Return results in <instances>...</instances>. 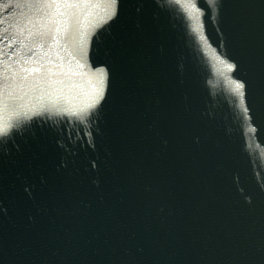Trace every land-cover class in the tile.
<instances>
[{"label":"water","instance_id":"1","mask_svg":"<svg viewBox=\"0 0 264 264\" xmlns=\"http://www.w3.org/2000/svg\"><path fill=\"white\" fill-rule=\"evenodd\" d=\"M22 3L0 67L47 72L0 135V264H264V0H93L75 59L4 39Z\"/></svg>","mask_w":264,"mask_h":264},{"label":"snow or ice","instance_id":"2","mask_svg":"<svg viewBox=\"0 0 264 264\" xmlns=\"http://www.w3.org/2000/svg\"><path fill=\"white\" fill-rule=\"evenodd\" d=\"M117 0H107L104 7L107 9L101 19H107L115 14ZM8 5H5L7 7ZM24 8V13L18 18L16 35L11 39L5 37L8 43H21L22 40L36 39L41 43L63 42L68 51V58L75 59L71 55L77 49L73 44L80 45L79 54H83V45L86 40V33L80 31L79 17L84 8L98 6L93 0H24L20 5ZM190 7L195 8L192 4ZM199 11V9H196ZM55 36V39L51 37ZM35 46V45H34ZM23 48H21V51ZM0 55H3L0 52ZM18 52H13L12 56H18ZM35 55V53H33ZM46 63L42 58L32 61V67L21 58L11 61L12 67H0V79L3 73L8 74V83L0 84V135H7L13 127V121L28 115V109L23 105V96L27 87L33 81H39L42 74L47 72L40 67ZM226 68H234L231 62H225ZM107 69L101 65L93 69L90 79L94 81L90 95L84 101V107L96 105L105 94ZM236 90L243 93L245 83L241 80L235 81Z\"/></svg>","mask_w":264,"mask_h":264}]
</instances>
